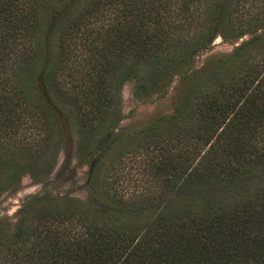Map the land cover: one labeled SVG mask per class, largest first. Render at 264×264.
<instances>
[{
  "label": "trees",
  "instance_id": "trees-1",
  "mask_svg": "<svg viewBox=\"0 0 264 264\" xmlns=\"http://www.w3.org/2000/svg\"><path fill=\"white\" fill-rule=\"evenodd\" d=\"M235 2L0 0L6 179L44 159L35 137L46 131L50 142L62 115L79 152L92 149L91 176L142 148L162 197H110L92 208L69 198L68 208L41 209L34 224L24 221L27 208L0 237V264H264V56H247L264 29L186 74L215 34L236 39L245 23H263L261 10L233 15L246 0ZM175 75L171 113L115 137L121 84L133 79L137 91L164 95Z\"/></svg>",
  "mask_w": 264,
  "mask_h": 264
},
{
  "label": "rangeland",
  "instance_id": "rangeland-1",
  "mask_svg": "<svg viewBox=\"0 0 264 264\" xmlns=\"http://www.w3.org/2000/svg\"><path fill=\"white\" fill-rule=\"evenodd\" d=\"M224 1L225 3H237L235 0ZM241 5L243 9L234 12L233 15H242L248 19L249 16L259 10L264 11V0H246ZM201 8L203 7L201 6ZM199 11L196 9L195 15ZM46 23L48 22L44 17L43 23L40 25L46 27L48 26ZM247 24H244L245 33L236 39H222L218 34H215L202 49H199L192 56L191 70L187 69V76H194V73L196 75L195 69L198 70L207 65L209 67L212 65L211 62L218 58L230 56L238 44L264 29V19L263 23L258 21ZM256 44L250 48V53L247 55L255 56L254 60L259 56H264V37ZM241 68L242 66L237 63L232 67V70L227 69V77H230L231 73L240 72ZM177 76L172 77L164 95L163 92L158 95H146L145 92L135 89L133 79L124 81L119 88L120 103L118 109L121 117L113 132L115 137L120 135L124 137L123 135L145 126L156 117L171 113V96L179 83ZM46 137V131L38 133L35 137L37 141L35 147L37 151L35 152L44 153L43 160L39 159V162L35 161L31 166L25 165L17 177L12 180H7L5 173L0 171V180H3V186L0 189L1 239L8 238L14 232L16 221L24 215L27 208V217L24 218V221L34 224L41 209L68 208L69 198H76L89 203L91 206H87L88 208H92V205L103 206L110 197L125 200L136 196L138 193L143 194V196L145 194L146 197L153 196V199L162 198L159 195L161 194V190H158L159 186L154 185L145 168L149 162L142 154L146 152L144 149L140 148L137 151L133 149L122 153L116 164L113 166L104 165L96 172V176H91L90 172L93 165L88 161V157L92 149H86L85 146L82 152H79L77 149L79 137L75 126L70 121L61 115L59 117V131L54 128L50 142L45 144ZM129 139H127L126 145L135 141L133 138ZM48 160L49 169L44 172L41 169L43 163L46 164L45 161ZM30 162L32 161L30 160ZM106 166L110 168L109 171H107ZM32 200L34 201L31 204L30 201ZM85 212L88 214V209ZM4 255L0 250V259ZM3 264H7V262L3 261Z\"/></svg>",
  "mask_w": 264,
  "mask_h": 264
}]
</instances>
